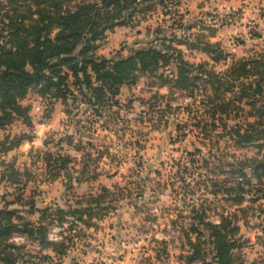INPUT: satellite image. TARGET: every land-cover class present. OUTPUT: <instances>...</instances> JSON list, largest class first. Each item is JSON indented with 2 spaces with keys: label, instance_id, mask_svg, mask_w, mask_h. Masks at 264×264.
<instances>
[{
  "label": "clouds",
  "instance_id": "obj_1",
  "mask_svg": "<svg viewBox=\"0 0 264 264\" xmlns=\"http://www.w3.org/2000/svg\"><path fill=\"white\" fill-rule=\"evenodd\" d=\"M140 4L141 0H136L135 6ZM204 12H212L213 15L203 17ZM261 12H264V0H184L173 10L171 18L161 17L157 13L155 20L149 17L136 27L118 28L114 35L108 33L107 41L99 42L102 47L97 54L109 57L119 52L127 57L129 48L138 47L133 45L134 40L141 39L136 35L138 30L144 33L142 38L147 40L152 38L154 29L159 26L164 35L174 33L178 39L187 38L189 41H195L200 36L202 46L219 45L225 54H233L217 63L206 52L177 45L184 52L185 60L194 66L207 61L208 71L223 78L236 61L250 54L247 49L253 45H260L258 50L264 51V17ZM201 17L208 28L198 27L192 32L180 27L169 29L174 20L187 24ZM139 19L137 16L133 24ZM210 28L216 29L215 34ZM253 32H258L259 36H254ZM80 47L82 45L77 46V52ZM238 92L239 88L235 93H229L228 98ZM208 94H211L210 90ZM153 97L157 100H153ZM202 98L196 97L194 103V98L182 96L180 92L172 96L168 86L149 88L147 78H143L131 90L125 86L121 95L116 97L120 106L110 109L105 115V119L113 115V123L102 130L104 120L97 118L95 125L81 128L88 134L83 138L77 126L71 122V117L64 115L59 108L53 118L44 123L37 122L39 117L36 113L41 110L35 108L31 113L35 125L32 129L12 126L0 130V142H4L5 136L11 133L8 144L21 134V129L32 137L7 152H0V173L15 158L21 181L28 182L25 199L35 189L43 192V195L35 197L37 207L51 205L52 209L60 208L66 213L63 224L52 226L46 247L27 235H17L0 243V254L23 257L17 258L15 264H73V257L76 258L75 264H184L176 258V250L178 245L186 244L183 231L188 230L192 223L188 220V214L194 207L199 209L204 204L207 211L208 205H211L215 211H209L206 219L219 224L216 213L223 206L224 189L235 188L251 177V168L243 167V164L256 154L251 146L239 148L235 139L227 136L217 143L219 134L224 130L220 126L215 129L211 127V117L204 114L199 104ZM29 102L20 101L25 106ZM153 104L154 110L150 107ZM78 110L86 123L83 107ZM225 119L228 120L227 117ZM197 120L201 121L199 128L193 127ZM236 122L234 119L228 120L229 127ZM176 123L187 124V127L177 131ZM203 124H208L206 131ZM121 126H126V133L119 131ZM66 136L72 137V145L65 142L59 147L49 144L45 148L43 144L49 137L56 141ZM89 136L93 137L95 147L88 146ZM81 140L83 146L76 151V144ZM170 140H178V143H170ZM103 145L111 147L97 159L101 156ZM197 148L201 151L192 162L193 157L188 153ZM47 151L72 158L58 176L49 173L43 160V153ZM205 160L208 161L207 166L204 165ZM230 165L243 167L248 176H233ZM26 170L31 174L30 178L24 175ZM252 183H257L254 177ZM18 187L21 184L10 185L5 181L0 184V196L10 193L7 199H15L19 195ZM4 203L0 200V207ZM97 203L117 207L104 216L94 215L89 219L85 215L83 221L70 214L71 210L95 207ZM13 206L20 207L19 204ZM244 207L246 205H240L224 214L237 212L239 215V209ZM248 221L250 225L259 223L250 214ZM238 223L241 225L238 238L249 240V246L243 252L246 264H251L258 255H264V231L245 228L242 216ZM73 224L75 227L71 228ZM173 227L176 231H172ZM192 239L195 242L194 236ZM58 249H62L64 254L61 255ZM165 249L172 255L162 253ZM45 256H48L47 260H44ZM0 264H5V261L0 259Z\"/></svg>",
  "mask_w": 264,
  "mask_h": 264
},
{
  "label": "trees",
  "instance_id": "obj_2",
  "mask_svg": "<svg viewBox=\"0 0 264 264\" xmlns=\"http://www.w3.org/2000/svg\"><path fill=\"white\" fill-rule=\"evenodd\" d=\"M166 1L141 0V4L135 6L136 0H0V130L9 129L20 119L32 127L29 116L31 109L20 103L31 93L37 92L42 98L62 102L67 108V116L74 115L73 109H77L78 103L87 105L99 116L102 111L120 106L116 97L121 94L122 88L135 85L142 76H157L164 80V86L172 85V90L193 98L200 92L208 101L207 114L214 121L225 123V117L230 120L232 116L239 117L242 112L245 113L248 129L229 127L225 123L227 133L221 138H234L239 148L251 146L258 149L257 156L244 162L243 167H250L252 171V177L248 179L249 186L253 185L254 177L264 187V54L236 61L223 78L209 72L207 62L194 66L184 59L182 50L172 45L177 42L189 49L206 52L217 63L229 56L219 45L202 46L200 36L195 41L187 42H178L177 39L170 41L163 37L159 39L161 46L136 50L128 58L109 60L97 54L99 42L104 41L107 32L119 27H136L139 23L136 21L133 24V21L137 16L152 12L156 5L164 7ZM146 20L144 18L143 21ZM201 24L184 28L188 32L198 27L208 28L204 23ZM209 30L213 34L216 32L214 28ZM80 45L82 47L77 52V46ZM173 66L176 71L167 75V69ZM161 70H164L163 74H159ZM237 88L238 94L228 98L227 95L235 93ZM244 100L251 107L250 111L244 112V108L239 105ZM167 107L170 109L171 106ZM250 119H255V122H249ZM212 128H215L214 124ZM10 135L5 136L4 142H0V152H7L12 147L19 146L23 140L32 138L25 134L16 136L8 144ZM103 155L101 153L98 159ZM71 161L69 156L50 152L44 158L48 171L53 176H58ZM243 167L232 166L234 171L247 176ZM20 177V171L8 164L0 173V184L5 181L8 184H21ZM224 193L233 196V200L240 203L244 200L242 193L248 192L239 185L225 188ZM13 205L16 204H7L0 210V243L10 240L14 234H21L33 241L38 240L41 246L46 247L48 228L43 223L49 219L50 224L65 222L66 213L63 209L55 212L49 209L38 210L33 203L29 213L42 214L40 222L36 224L20 216L19 210H11ZM95 205L99 207L101 204ZM94 210L96 209L90 206L74 210L70 214L77 216L88 213L91 219ZM194 214L195 220L205 226L210 234L214 254L211 264H243L235 254V239L241 229L233 223L232 218H238L237 215L224 218L221 224L216 225L205 223V215L199 211L194 210ZM80 220L83 221V218ZM191 230L198 233L199 237L198 242H193L187 235L190 246L195 250L192 260H205L200 244L203 234L195 225ZM58 251L61 255L64 254L62 249ZM17 258L23 259L0 254V259L5 264H15ZM47 259L48 256H45L44 260Z\"/></svg>",
  "mask_w": 264,
  "mask_h": 264
},
{
  "label": "rangeland",
  "instance_id": "obj_3",
  "mask_svg": "<svg viewBox=\"0 0 264 264\" xmlns=\"http://www.w3.org/2000/svg\"><path fill=\"white\" fill-rule=\"evenodd\" d=\"M183 2H184V0H171V1H168L167 0L166 1V5L164 7L163 6L156 5L152 12H147V13H144L142 15H139L140 19L139 20H136V21L139 24H141V23H144L145 22V21H143L144 18H147L148 19L149 17H151L153 20H155L157 13H159L161 15V17L171 18L172 15H173V10L174 9H177ZM198 7H202V5H198ZM166 14H168V15H166ZM212 15H213L212 12H204L203 13V17H210ZM261 16L264 17V12H261ZM203 17H201L199 19H193L192 22L187 23V24H181L178 21H175L174 20L173 23L169 25V29H172L174 27L183 26L182 28L185 30L184 26L202 25L201 23H204L203 22ZM140 20H142V21H140ZM136 21H135V23H136ZM221 27H223V25H221ZM257 27H259V25H257ZM116 29H118V28H116ZM116 29L111 32L113 35L115 34ZM185 31H187V30H185ZM154 32H155V34L152 35V38L151 39L145 40V39L142 38L143 35H144V33L138 30L136 32V35L138 37H141V39H137V40H134L133 41V45H138V47L129 48L128 49L129 55L127 57L122 56L119 52L115 56H109V57L101 56V57L107 58L109 60H116L117 58H120V57L128 58V57L132 56L133 53H134V51H136V50L150 49L153 46H161L162 42L159 39H161L163 37L168 38V40H170V41H173L175 39H177L176 41H178V42L179 41L180 42H187V41H189L187 38L178 39L175 36L174 33L171 34V35H164V34H162L163 29L161 27H159V26H157L154 29ZM108 33H110V32H107V35H106L104 41H107V39H108ZM159 33H161V35ZM253 35L256 36V37H258L259 36V33L258 32H253ZM240 43L243 44L244 41L241 40ZM167 44H170V43H167ZM99 45H100V49H101L102 44L100 43ZM172 45H173V47L181 50V48L177 47V45H178L177 42L173 43ZM259 48H260V45H253V47L247 49V52L250 53V54L247 55L246 57H241L239 60L249 59V58H256L258 55L264 54V51L258 50ZM99 50H98V52H99ZM122 51H123V49H121V52ZM228 54H229V56L233 55L231 53H228ZM189 55H191V53H189ZM205 62H207V61H205ZM173 71H176L174 66L171 67V69H167V71H166L167 72V75L170 74ZM163 72H164V70H161L159 74H163ZM143 78H147V86L149 88L155 87L157 85H159L160 87H164V85H163L164 84V80L159 79V77H157V76H142L137 81V83L141 79H143ZM132 86H134V85L128 86V89L131 90V87ZM121 92H122V90H121ZM169 92H170V95L174 96V94L176 92H179V91L172 90V85H170L169 86ZM180 93H181L182 96L191 97V96H189L186 93H182V92H180ZM198 96H201V93L200 92H197L196 93V97H198ZM196 97H194V100H193L194 103H195V98ZM227 97H228V95H227ZM232 97H234V96L232 95L230 98H232ZM26 100L27 101H30V102L27 103L26 106L25 105H23V106L31 109L29 116L31 117L32 127H29L28 122H26L25 120H22V119L18 120L13 126H16V127L23 126V127L29 128V129L34 128L35 125L33 124V116L31 115V113L34 112V109L35 108H40V110H41L40 112H37L36 113V116L39 117V120L37 121L38 123H44V122H46L48 120H51L53 118L54 114H56L57 108H59L60 111L63 112L64 115H66L67 108L64 106V104H62V102H57L56 103L54 101H51V99L42 98V97H40L37 94V92L31 93ZM153 100H157V98L156 97H153ZM129 103H131V102H129ZM207 103H208V101L204 97L199 100V104L204 109V114L205 115H208L207 114V110H208ZM239 105L242 106V108H244V112L251 110V107L247 104V100L242 101L241 103H239ZM82 107H83V117L86 119V121H87L86 123H85V120H82L81 119L82 113H81V111L78 110V109H81ZM150 107L154 110L155 109V104L151 105ZM110 109H112V107L109 108V109H107V110H105V111H102V113L98 116L87 105H83L81 103H78L77 104V109H73L74 110V115L73 116H70L71 117V122H73L77 126V131L80 133L81 138H83L84 136H86L88 134L85 133L84 131H81V128H87L90 125H95L98 122V119L104 120V124L101 125V129L102 130L105 129L108 124L113 123V121H114V116L113 115H108L107 118L105 119V115H106V113ZM179 110L180 109H179V106H178L177 107V111H179ZM41 113H42V115H41ZM115 115L118 116L119 113H116ZM161 118L163 119V115L161 116ZM193 118L195 119V117H193ZM233 119L236 120L237 122L235 124H232L231 127L240 126V127H242L243 130H247L248 129V125H246L247 124V121H248V118L245 117V113L242 112L239 115V117L232 116L230 120H233ZM228 120H226L225 123L229 126ZM141 122H143V121H141ZM249 122L253 123V122H255V119H250ZM225 123H223V122H221L219 120L214 121L211 118V127H212V124H214L215 125V128L217 126H220L224 130L221 134H219L220 135V139L217 141V143H220L223 140V138H221V136H224L227 133V130L225 129ZM184 127H187V124L181 125L180 123H176V129H177V131H181L182 128H184ZM193 127H197V128L201 127V121L197 120V122L193 125ZM203 128L206 131L207 128H208V124H203ZM215 128H213V129H215ZM119 131L121 133H126L127 132L126 126H121V128H120ZM9 134H11V133H9ZM24 134L26 136H30L31 137V135L29 133L23 132L22 129H21V134L18 135L17 137H20V136H22ZM228 138L230 139L229 136H228ZM92 139H93V137L89 136V140H88V146L89 147H95V145L92 144ZM65 142H67V144H69V145H72V143H73L72 137L71 136L61 137L59 140H56V141H53V138L52 137H49L48 139H46V140L43 141V144H44L45 148L49 144H53L54 147H59L60 145L64 144ZM169 142L170 143H178V140L177 141L170 140ZM46 143H48L47 146L45 145ZM138 143H139V141H137V144ZM82 146H83V142L81 140L80 143H77L76 144V151H80L81 148H82ZM110 147H111V145H103L102 146L101 153L105 155L108 152V150H109ZM251 148L255 149V153H256L255 156H257V154L259 152L258 149L255 148V147H251ZM61 151H62V149H61ZM200 151H201V149L197 148L194 151H190L188 153L189 156L193 157V161L192 162H195V156L196 155H199ZM47 152L52 153L51 151H47ZM47 152H44L43 153V160H44L45 154ZM56 154H59V152H57ZM255 156H253V157H255ZM253 157H251V158H253ZM39 158H40V156L38 154L37 155V159H39ZM98 158L99 157H97V159ZM0 163H2V161H0ZM207 163H208V161L205 160L204 161V165L207 166ZM9 164L14 165L15 170H18L19 171V169H17L15 167V164H16L15 158ZM229 167L231 169V174L233 176L245 177V176H242L240 173L234 171V169L232 168L231 165ZM185 171H187V169H185ZM157 174H159V170H157ZM24 175L28 176L29 178L31 177V174L28 173L27 170L25 171ZM247 176H248V174H247ZM251 177H252V171H251ZM251 177H249V178H251ZM249 178L243 180L241 183H239L236 186V187H238L240 185V186H242L246 190V192H248V193H242V196H243L244 200L241 201L240 203H238V202H235L233 200V198H234L233 196L224 195L222 197L223 206L221 207L220 212H217L216 215L220 219V223L219 224H221V222H222V220L224 218H228V217H232L234 215H237L238 218H232V219H233V223L235 225L239 226L240 229H241V225H240V223H238V221L240 220V218L242 216L244 218V227L245 228L251 227V229H253V230L259 229L261 231H264V213H262V211H264V206H262V203H264V187H262V185H260L257 180H256L257 181L256 184H253L252 186H249V184H248V179ZM27 188H28V182L27 181H23V182H21V187H18L17 188V192L19 193V195H16L15 196V199H11V200L7 199V196L8 195H11L10 193L5 194L3 196H0V200L5 201V203L3 204V206L0 207V210L1 209H4L7 204H12V203H15L16 205L19 204L20 207L11 206L10 209L11 210H19L20 211L19 212V215L20 216L26 218L27 221H32V222H35L37 224V223L40 222V218L42 217V214H33V215H31L29 213L30 212L29 210L31 209L33 203H35V208L38 209V210H46V209H49L50 211H54L55 212L56 210L60 209V208L52 209L51 205H47V206H45L43 208L37 207V203H36L35 197H37L39 195H43V192H40V191H37V190L33 189L31 191V194L29 195L28 199H25V191L27 190ZM240 205H246V207L239 209V215H238L237 212H231L229 215H225L224 214V213H227L229 211V209L237 208ZM116 207H117L116 205H108V206H102V205H100L99 207H97L95 205L94 208L96 210H94L92 212V214H93V216L94 215H96V216H104V215H107V213L110 210L111 211H115ZM83 209L84 208L74 209V210H78L79 211V210H83ZM74 210H71V212L74 211ZM194 210L199 211L201 214H204L205 215V223H208V224L209 223L210 224H216L212 219H206V217L208 216V212L209 211H215L212 208L211 205H208L207 211H205V205L204 204H202L199 209H197V208L194 207L192 209V211L188 214V220L191 221L192 223L190 224V227H189L188 230L183 231V237H184V239L186 241V244H180V245H178V248L176 250V258L178 260H180V261H183L184 264H211L214 261V259H213L214 254H213L212 246L210 245V240H211L210 234L207 231V229H206L205 226L200 225L199 224V221L195 220ZM243 211H246V213H244ZM249 214L255 220L259 221V223H255V224H251L250 225L249 224V221H248ZM85 215L89 216L88 213H85V214H81L80 213V214H77L76 217L78 219H81ZM33 217H36V218L33 219ZM55 220L57 221L58 219L55 218ZM50 221H51V219H49L48 221H46V222L43 223V225H45L48 228L47 236L49 235V233H51L52 226L55 224V223L50 224ZM172 223H173V225H175L176 222L173 221ZM56 224H59V223H56ZM60 224H63V223H60ZM219 224H216V225H219ZM194 225L197 226V227H199L200 232L203 234L202 237L200 238V244H201V248H202V253L201 254L203 256H206L205 257V260L200 259V258H196L195 260H192V257H193V255L195 253V250L190 246V244H189V242L187 240L188 239L187 238V235L189 236V238L192 241H193L192 237L194 236L195 237V242H198V240H199L198 233H194L191 230L192 229V226H194ZM70 227L71 228H74L75 225L73 224ZM172 231H176L175 227H173ZM165 232L167 233L168 230L165 229ZM240 233H241V231L239 232V234L237 235V237L235 239L237 241V248H236L235 254L237 255V257L240 258L239 259V262H241L243 264H246V255L244 254L243 250H244V248H246V247L249 246V240L248 239H243V238H238L239 235H240ZM62 234L63 233H61V235ZM17 235H21V234H14L13 237L14 236H17ZM84 235L87 236L88 234L87 233H84ZM21 236H23V235H21ZM177 239H179V237H177ZM162 243H165V242L162 241ZM162 253H167V249L162 250ZM167 254L168 255H172V253H167ZM159 258H160V256L157 255V259H159ZM75 261H76V258L73 257V264H75ZM251 264H264V255H258L256 259H253L252 260Z\"/></svg>",
  "mask_w": 264,
  "mask_h": 264
},
{
  "label": "built area",
  "instance_id": "obj_4",
  "mask_svg": "<svg viewBox=\"0 0 264 264\" xmlns=\"http://www.w3.org/2000/svg\"><path fill=\"white\" fill-rule=\"evenodd\" d=\"M50 234V233H49Z\"/></svg>",
  "mask_w": 264,
  "mask_h": 264
}]
</instances>
